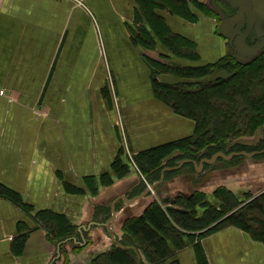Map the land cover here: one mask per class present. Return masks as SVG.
<instances>
[{
	"label": "crops",
	"instance_id": "1",
	"mask_svg": "<svg viewBox=\"0 0 264 264\" xmlns=\"http://www.w3.org/2000/svg\"><path fill=\"white\" fill-rule=\"evenodd\" d=\"M196 1L208 11L194 7L193 21L163 13L196 43L199 61L213 63L231 50L215 17L222 0ZM263 1L253 0L261 13ZM255 11L252 33L261 37L264 18ZM144 22L138 0H0V182L18 196L0 197V264H90L116 245L149 264L121 239L126 221L154 202L180 208L202 194L220 208L219 189L241 206L264 194V148L203 166L205 158H177L158 181L141 176L135 154L195 130L193 119L155 95L147 60L161 53L136 40ZM263 139L264 127L242 141ZM44 210L65 217L75 235L53 242L37 223ZM27 232L23 248L15 247ZM199 233L167 263L264 264V242L236 223Z\"/></svg>",
	"mask_w": 264,
	"mask_h": 264
},
{
	"label": "trees",
	"instance_id": "2",
	"mask_svg": "<svg viewBox=\"0 0 264 264\" xmlns=\"http://www.w3.org/2000/svg\"><path fill=\"white\" fill-rule=\"evenodd\" d=\"M138 2L145 25L138 27L136 40L143 48L159 49L161 53L160 59L147 60L155 95L176 113L195 122L192 135L133 156L146 180L158 181L163 169L174 165L177 158L201 161L211 159L218 152L263 149L264 139L256 146L232 142L251 136L264 126V49L247 61L230 50L213 63H201L196 43L173 31L163 11L193 21L198 17L194 7L208 11L205 5L196 0ZM163 75L170 79L162 78ZM174 152L180 155L165 162ZM223 158L218 157L216 161ZM217 193L220 208L206 203L202 194L184 200L180 208L154 202L146 213L126 221L121 243L143 253L149 264H168L175 249L184 245L185 237L186 242H190V236L198 232L201 236L231 223L247 229L254 238L264 242V194L241 206L226 190L219 189ZM0 197L18 201L17 194L1 182ZM197 206L203 211L199 212ZM37 223L56 244L74 236L77 230L65 217L49 210L39 212ZM27 235L28 232L15 238V247L19 245L22 249ZM90 264L140 262L134 249L116 245L96 255Z\"/></svg>",
	"mask_w": 264,
	"mask_h": 264
},
{
	"label": "water",
	"instance_id": "3",
	"mask_svg": "<svg viewBox=\"0 0 264 264\" xmlns=\"http://www.w3.org/2000/svg\"><path fill=\"white\" fill-rule=\"evenodd\" d=\"M233 4L240 8L238 14L233 17L225 18L221 24V30L223 34L230 39L235 41V50L240 55L251 57L256 55L261 49L264 48V35L259 38V41L255 44L248 45L246 43V37L253 32L256 24V11L252 0H232ZM237 24V26H235ZM245 29L242 31V27ZM236 37V38H235ZM244 154H249L243 152ZM237 154V152L231 153L227 156L223 152L216 153L211 159L205 158L200 165H204V162H215L218 156L231 157ZM155 187V185H153Z\"/></svg>",
	"mask_w": 264,
	"mask_h": 264
},
{
	"label": "rangeland",
	"instance_id": "4",
	"mask_svg": "<svg viewBox=\"0 0 264 264\" xmlns=\"http://www.w3.org/2000/svg\"><path fill=\"white\" fill-rule=\"evenodd\" d=\"M228 3L229 4V6H231V7H233L232 9H234V13L236 12H239L240 11V8L238 7V6H236V5H234L233 4V1L232 0H222V3ZM252 2H253V0H252ZM264 2V1H263ZM254 4V3H253ZM214 5H215V7H217L220 11H221V14H222V16L223 17H227V13L225 12V9L223 8V6H220L217 2H214ZM258 7V6H257ZM257 7L255 8L256 10H257V13H259V15H260V17H259V19H262V18H264V3H263V7H262V13L260 12V10H259V8L257 9ZM235 13V14H236ZM222 16H220V14H218V12L215 14V17L217 18V20H218V22H219V25L220 24H222V23H220L221 21H222ZM262 17V18H261ZM264 19H262V21H263ZM257 21H258V19H256V23H257ZM264 23V22H263ZM237 26V25H236ZM220 27H221V25L219 26V30H221L220 29ZM245 27H246V25L244 26V27H242V31L245 29ZM256 30V26L254 27V31ZM252 34H254V37H252V35H251V33L249 34V36H251V39H252V41H250L251 43L253 42V40H259V36H257L256 35V33H252ZM264 34V33H263ZM263 34H261V35H263ZM235 40V39H234ZM233 40V42L232 41H230L229 40V44H230V47H231V50H233V52H234V54H236V56H238L241 60H243V61H247V60H249V59H251L252 57H246V56H243V55H240L239 53H238V51H236L235 50V41ZM246 43L248 44V42L246 41ZM248 45H251V44H248ZM264 49V48H263ZM263 49H261V50H263ZM260 50V51H261ZM264 126H262L261 128H263ZM260 128V129H261ZM259 130V129H258ZM257 130V131H258ZM256 131V132H257ZM255 132V133H256ZM255 133L253 134V135H251V136H243V137H240V138H237V139H235L232 143H239V144H244V145H246L245 143H249V141L248 142H245V141H242L244 138H247V137H253L254 135H255ZM229 146H231V144L229 145ZM137 169H138V167H137ZM139 170V169H138ZM140 172V171H139ZM141 173V172H140ZM141 176H143L142 174H141ZM153 185L152 184H149V189H150V191L151 192H153Z\"/></svg>",
	"mask_w": 264,
	"mask_h": 264
},
{
	"label": "flooded vegetation",
	"instance_id": "5",
	"mask_svg": "<svg viewBox=\"0 0 264 264\" xmlns=\"http://www.w3.org/2000/svg\"><path fill=\"white\" fill-rule=\"evenodd\" d=\"M218 4L220 5V6H223V8L225 9V12L227 13V15L228 16H231L232 14H235L234 13V9H232V7L231 6H229V4L228 3H222V2H220V1H218ZM246 41L248 42V43H251L250 41H252V39H251V36H247V38H246Z\"/></svg>",
	"mask_w": 264,
	"mask_h": 264
}]
</instances>
